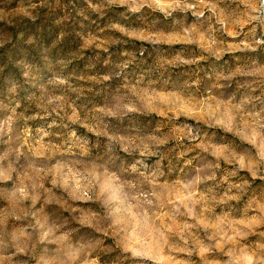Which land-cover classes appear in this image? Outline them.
<instances>
[{
    "label": "rangeland",
    "instance_id": "1",
    "mask_svg": "<svg viewBox=\"0 0 264 264\" xmlns=\"http://www.w3.org/2000/svg\"><path fill=\"white\" fill-rule=\"evenodd\" d=\"M0 264H264V0H0Z\"/></svg>",
    "mask_w": 264,
    "mask_h": 264
}]
</instances>
